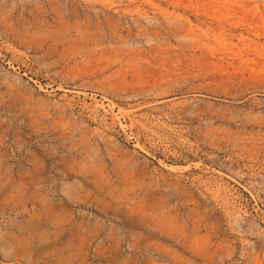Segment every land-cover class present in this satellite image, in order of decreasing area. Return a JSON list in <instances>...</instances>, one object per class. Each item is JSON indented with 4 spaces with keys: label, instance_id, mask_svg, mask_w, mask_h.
<instances>
[{
    "label": "rangeland",
    "instance_id": "obj_1",
    "mask_svg": "<svg viewBox=\"0 0 264 264\" xmlns=\"http://www.w3.org/2000/svg\"><path fill=\"white\" fill-rule=\"evenodd\" d=\"M0 264H264V0H0Z\"/></svg>",
    "mask_w": 264,
    "mask_h": 264
}]
</instances>
